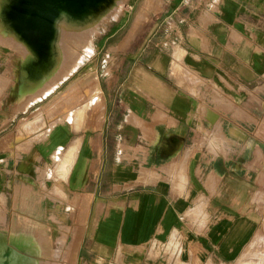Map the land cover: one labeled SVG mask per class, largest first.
Masks as SVG:
<instances>
[{
  "label": "crops",
  "instance_id": "1",
  "mask_svg": "<svg viewBox=\"0 0 264 264\" xmlns=\"http://www.w3.org/2000/svg\"><path fill=\"white\" fill-rule=\"evenodd\" d=\"M146 2L97 20L110 65L76 124L15 153L0 90V206L59 264H233L264 237V0Z\"/></svg>",
  "mask_w": 264,
  "mask_h": 264
},
{
  "label": "rangeland",
  "instance_id": "2",
  "mask_svg": "<svg viewBox=\"0 0 264 264\" xmlns=\"http://www.w3.org/2000/svg\"><path fill=\"white\" fill-rule=\"evenodd\" d=\"M106 15H108V12H103V16H105L103 20L107 19ZM96 27L93 28L94 33L92 36L97 35L100 31ZM0 40V43H2V45L0 44L2 46L0 50L9 54V60L5 65L6 69L0 75V90L5 87L4 94L9 99L8 107H5L2 112L5 114L10 112L12 104H14V109L20 111L9 126V133L16 138L15 153L30 147L33 141L39 138V134L44 128L52 127L57 121H68L66 118H62L66 111L71 116V123L74 124L77 120L80 121L83 115H87V105H84V103L89 104L92 99L93 86L97 84V79H100L99 75L105 69H108L110 65V60L107 58L109 54L105 52L106 50L104 51V48L96 43L90 45L91 40L82 44L84 47H89V49H86L87 51H84L82 46L80 48L79 45L72 44L69 56L73 60L80 55L78 63L76 62L69 73L67 72L62 78H60L59 72L56 73L55 69L52 70L51 78L47 79L45 77L43 80L51 82L50 85H47L49 87L53 83L55 84L52 85L53 87L51 86L52 88L50 87L47 91L38 95L36 91L41 83H32L25 79L21 72V55L8 45L6 32L1 27ZM32 92L33 94H31ZM35 93L38 96L30 101L29 99L35 96ZM25 97H28L27 101ZM68 99L70 100L68 101ZM24 103L29 104L26 106ZM21 104L25 108L21 107ZM82 106H84L83 111ZM261 179L264 181V174L261 175ZM53 194H55L54 189L48 192L52 199ZM13 205L16 213L8 216L4 213L6 206L3 208L0 206L1 252L10 259L11 264H59L53 260L54 257H58L59 251L51 252L55 247L50 245V238L47 236L48 230L44 231L43 228L38 227L37 223L24 218L23 213L17 211L19 208H21V211L24 209L22 201L19 203L17 197L14 198ZM45 205L49 206L48 203H45ZM255 237L233 264H264V237L259 242ZM59 241L62 243L63 238L61 237ZM4 264H8V262L5 260Z\"/></svg>",
  "mask_w": 264,
  "mask_h": 264
},
{
  "label": "bare ground",
  "instance_id": "3",
  "mask_svg": "<svg viewBox=\"0 0 264 264\" xmlns=\"http://www.w3.org/2000/svg\"><path fill=\"white\" fill-rule=\"evenodd\" d=\"M112 1L113 0H0V27L6 32V39L9 41L8 45L21 55V72L25 79L32 83H41L39 88L37 87L38 89L36 92H38V95H41L55 84L53 83L49 87L47 85H50L51 82L49 80H43L45 77L47 79L51 78L52 70L55 69L57 71L56 73L59 72L60 78H62L73 68L80 55L73 60L71 59L69 56L71 45L77 44L81 48L84 42L91 40L94 33L93 28L96 27L98 23L97 20L99 18L105 19L103 12L106 11ZM116 1L119 3L122 0ZM146 1H148L146 3L150 4L152 0ZM153 4L155 5V0ZM139 18H141L140 20L143 19L142 17ZM137 23H135V25ZM130 34H132V32L129 33V35ZM83 48L84 51L89 49L88 46H82V49ZM31 94H33V92ZM34 95L35 96L32 97L30 95V101L38 96L36 93ZM27 98L28 97H25V100ZM69 100L70 99H68V101ZM73 104L75 105V103ZM84 105H87V102L86 104L84 103ZM21 107L24 106L22 105ZM83 110L84 106H82V111ZM66 112L63 114L62 118H66L71 123V116L68 114V111ZM49 130L50 126L44 128L40 137L43 138ZM47 176L48 175H46V177ZM5 260L8 264H11L10 259L0 250V264H4Z\"/></svg>",
  "mask_w": 264,
  "mask_h": 264
}]
</instances>
